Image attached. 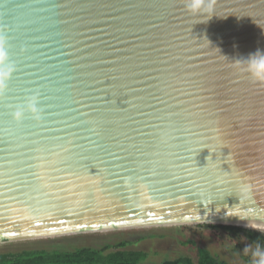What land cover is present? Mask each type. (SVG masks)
<instances>
[{"label":"water","instance_id":"obj_1","mask_svg":"<svg viewBox=\"0 0 264 264\" xmlns=\"http://www.w3.org/2000/svg\"><path fill=\"white\" fill-rule=\"evenodd\" d=\"M257 52L264 0H0V244L264 235V83L242 71Z\"/></svg>","mask_w":264,"mask_h":264},{"label":"rangeland","instance_id":"obj_2","mask_svg":"<svg viewBox=\"0 0 264 264\" xmlns=\"http://www.w3.org/2000/svg\"><path fill=\"white\" fill-rule=\"evenodd\" d=\"M118 241H128L129 244L125 247L128 251L147 253V260L143 264H160L180 256L189 257L195 262V250L189 242H194L228 264H248L242 258H247L251 264H257L259 260V257L253 256L257 246L249 244L241 233L230 235L222 230L195 224L103 231L5 243L0 244V252L100 248Z\"/></svg>","mask_w":264,"mask_h":264},{"label":"trees","instance_id":"obj_3","mask_svg":"<svg viewBox=\"0 0 264 264\" xmlns=\"http://www.w3.org/2000/svg\"><path fill=\"white\" fill-rule=\"evenodd\" d=\"M218 229L227 234L241 233L247 242L253 246L264 248V235L240 227L205 225ZM128 241H118L112 245L100 248L73 247L70 250H27L17 253H1L0 264H143L147 260V253L128 251L125 247ZM195 250V262L189 257L180 256L172 260L162 261L160 264H228L212 256L209 251L189 242ZM251 264L247 258H242Z\"/></svg>","mask_w":264,"mask_h":264},{"label":"clouds","instance_id":"obj_4","mask_svg":"<svg viewBox=\"0 0 264 264\" xmlns=\"http://www.w3.org/2000/svg\"><path fill=\"white\" fill-rule=\"evenodd\" d=\"M245 61L247 66L242 71L247 73L248 78L252 82L264 83V72L261 71V69H264V55L257 52ZM253 256L259 257L257 264H264V248L258 245L253 252Z\"/></svg>","mask_w":264,"mask_h":264},{"label":"snow or ice","instance_id":"obj_5","mask_svg":"<svg viewBox=\"0 0 264 264\" xmlns=\"http://www.w3.org/2000/svg\"><path fill=\"white\" fill-rule=\"evenodd\" d=\"M65 151H68V150L65 149ZM56 155H59V154L57 153ZM26 163H27L28 167L25 169H21V171H25V172H27V174L29 176H34V177H36V179H39V177L36 176V173L33 170L32 161L29 160ZM60 163H63V161H60ZM43 166L50 169L49 175L52 176L55 180H57L59 182L58 186H60L61 188H63L64 184L70 183L69 181H66L63 177L57 175V173L65 171V169L58 167L57 163L51 161L50 159H45ZM4 167H7V165H5ZM3 175L8 176L9 178H12V174H10V173L5 172V173H3ZM17 182L19 183L20 181H17ZM3 186L7 187V183L3 182ZM21 191H23V189H21ZM93 227H95V225H93Z\"/></svg>","mask_w":264,"mask_h":264}]
</instances>
